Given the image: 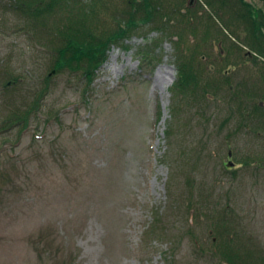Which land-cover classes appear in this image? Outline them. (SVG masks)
<instances>
[{"label": "rangeland", "instance_id": "374dc122", "mask_svg": "<svg viewBox=\"0 0 264 264\" xmlns=\"http://www.w3.org/2000/svg\"><path fill=\"white\" fill-rule=\"evenodd\" d=\"M104 1L110 33L130 5ZM167 1L172 29L139 24L90 83L52 67L75 1L35 26L0 0V264H264V57L241 18L264 30V0ZM184 66L208 95L179 96Z\"/></svg>", "mask_w": 264, "mask_h": 264}, {"label": "trees", "instance_id": "16d2710c", "mask_svg": "<svg viewBox=\"0 0 264 264\" xmlns=\"http://www.w3.org/2000/svg\"><path fill=\"white\" fill-rule=\"evenodd\" d=\"M18 1L20 2L17 5L19 11L24 15H29L26 17L33 18L36 22L35 26L36 24L44 25L47 19H49V16L56 10L60 9L64 11L70 8V1H75L74 5L77 9L76 15L85 16L92 20V24H90L85 17L83 20H81L82 17H80V22L78 21L76 24L71 23L70 25L64 26V28L59 29L58 34L61 41L59 47L55 50L52 66L55 72H64L66 70H72L74 72L82 71L84 77L87 78L90 83L93 82L96 71L105 62L108 56V51L111 49L112 45L120 42L124 43V41L130 38V35L137 29L139 24L149 25L152 20L155 19L156 20L153 24L157 23L158 26H160L158 29H162L164 32L170 31V29H172L169 28L170 23L172 20L174 21L172 18L174 16L172 15L178 14L175 8H171L172 3L167 0H128L130 5L128 8L129 11L125 10V13H123L124 15L116 16L119 17L120 22L118 27L114 31L107 33V30H103V28L99 26L101 24L99 8L101 3L108 7L110 2H102L103 0L99 2V0H97L92 7L85 10L78 5L77 0ZM259 13L260 12L256 9V7L251 5L249 10H245V13H243L241 18L243 20V17L252 16V20L249 18L253 23L252 28L248 27L244 23L246 26V33H248L249 36L248 45L264 57V30L257 24L255 17L259 16ZM97 21L98 23L96 25L93 24V22ZM185 30L186 29H184V31ZM232 32L235 33L234 30ZM175 37L182 40L184 37L183 30L182 33H179V35ZM145 58H148V50L145 52ZM150 59L155 60V55H151ZM192 84H194V90L190 89L191 87L189 88ZM175 86L176 88L183 89L184 92L179 96H183L182 99L188 103L191 101L189 99H185V97L195 99L197 96L195 97L190 95L197 92L196 90L198 89H203V92L208 95L207 85L202 87V84H200V78L196 77L192 70L190 71V69L186 66L179 69L178 81L175 83ZM213 86L214 84H208L209 88H216V86ZM258 107L260 108V106ZM167 133L168 136H172L170 131ZM233 166L234 165L232 164L230 167ZM243 260L245 259L243 258ZM229 261L230 262L227 263L237 264V262H234L233 259ZM237 261L240 262L239 259ZM259 262L261 261L259 260Z\"/></svg>", "mask_w": 264, "mask_h": 264}, {"label": "bare ground", "instance_id": "6f19581e", "mask_svg": "<svg viewBox=\"0 0 264 264\" xmlns=\"http://www.w3.org/2000/svg\"><path fill=\"white\" fill-rule=\"evenodd\" d=\"M106 68L109 69L110 67L107 66ZM156 83H160V80H157Z\"/></svg>", "mask_w": 264, "mask_h": 264}]
</instances>
